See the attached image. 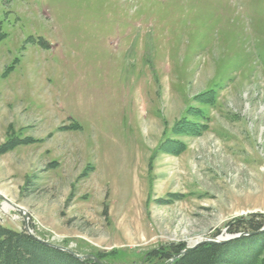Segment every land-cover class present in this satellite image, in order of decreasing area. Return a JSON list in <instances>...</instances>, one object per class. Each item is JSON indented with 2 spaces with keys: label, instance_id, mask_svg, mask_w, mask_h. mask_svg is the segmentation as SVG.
I'll use <instances>...</instances> for the list:
<instances>
[{
  "label": "rangeland",
  "instance_id": "374dc122",
  "mask_svg": "<svg viewBox=\"0 0 264 264\" xmlns=\"http://www.w3.org/2000/svg\"><path fill=\"white\" fill-rule=\"evenodd\" d=\"M0 194V224L113 264L239 235L264 213V0H0Z\"/></svg>",
  "mask_w": 264,
  "mask_h": 264
},
{
  "label": "trees",
  "instance_id": "16d2710c",
  "mask_svg": "<svg viewBox=\"0 0 264 264\" xmlns=\"http://www.w3.org/2000/svg\"><path fill=\"white\" fill-rule=\"evenodd\" d=\"M188 132L202 128L189 122ZM182 130V129H181ZM184 130V129H183ZM227 231L240 236L225 242H205L175 258L185 244H171L148 253L141 264H264V213L241 215L226 224ZM217 232L216 234H218ZM102 264H113L99 256ZM0 264H101L94 259H79L72 253L52 247L24 230L0 224Z\"/></svg>",
  "mask_w": 264,
  "mask_h": 264
},
{
  "label": "water",
  "instance_id": "95a60500",
  "mask_svg": "<svg viewBox=\"0 0 264 264\" xmlns=\"http://www.w3.org/2000/svg\"><path fill=\"white\" fill-rule=\"evenodd\" d=\"M0 198H1V199H4V200H6L7 202L10 203V200H8L4 195L0 194ZM14 207H15L16 210H18V211H21V212H22V210H23V208H21V207H19V206L14 205ZM23 216H24V219L26 220L27 216H26V213H25L24 211H23ZM262 230H264V228H263ZM238 236H240V234H239V235H236V236H231V237H228V236H227L226 238H223V237H218V238H208V239H206V240L199 241V242L195 243V244L192 245V246H188V247H186V248H185L180 254H176V255H175V258L180 257L181 254L186 253L187 251L193 249L194 247H196L197 245H199V244H201V243H204V242H218V243H219V242H225V241H228V240H230V239H232V238H235V237H238ZM34 237H35L37 240H40V241H42V242H44V243H46V244H48V245H50V246H52V247H55V248H58V249H61V250H64V251H68V252L72 253L75 257H77V258H79V259H90V258H92V259H94L96 262L102 264V262H101L96 256H93V255H80V254H78V253H76V252L70 250L69 248H66V247H63V246H60V245H57V244H54V243H51V242H48V241H43V240L39 239V238L36 237V236H34Z\"/></svg>",
  "mask_w": 264,
  "mask_h": 264
},
{
  "label": "bare ground",
  "instance_id": "6f19581e",
  "mask_svg": "<svg viewBox=\"0 0 264 264\" xmlns=\"http://www.w3.org/2000/svg\"><path fill=\"white\" fill-rule=\"evenodd\" d=\"M10 208H12V206L9 203L4 202L2 207H1V210H3V212H8Z\"/></svg>",
  "mask_w": 264,
  "mask_h": 264
}]
</instances>
